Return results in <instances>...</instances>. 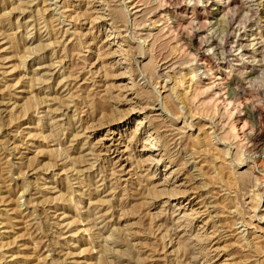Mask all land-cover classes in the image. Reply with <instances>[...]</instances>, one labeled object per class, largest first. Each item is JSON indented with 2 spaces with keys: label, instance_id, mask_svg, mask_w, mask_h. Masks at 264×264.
I'll list each match as a JSON object with an SVG mask.
<instances>
[{
  "label": "rangeland",
  "instance_id": "374dc122",
  "mask_svg": "<svg viewBox=\"0 0 264 264\" xmlns=\"http://www.w3.org/2000/svg\"><path fill=\"white\" fill-rule=\"evenodd\" d=\"M262 116L264 0H0V264H264Z\"/></svg>",
  "mask_w": 264,
  "mask_h": 264
},
{
  "label": "bare ground",
  "instance_id": "6f19581e",
  "mask_svg": "<svg viewBox=\"0 0 264 264\" xmlns=\"http://www.w3.org/2000/svg\"><path fill=\"white\" fill-rule=\"evenodd\" d=\"M128 87V86H127ZM127 102V101H126ZM259 113V112H258ZM262 117H264V116H262ZM262 119V118H261Z\"/></svg>",
  "mask_w": 264,
  "mask_h": 264
}]
</instances>
